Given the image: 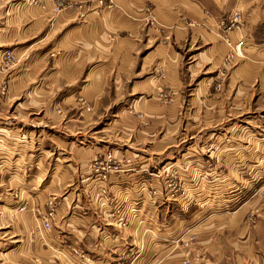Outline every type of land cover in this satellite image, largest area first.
Masks as SVG:
<instances>
[{
  "label": "crops",
  "instance_id": "0c3cea01",
  "mask_svg": "<svg viewBox=\"0 0 264 264\" xmlns=\"http://www.w3.org/2000/svg\"><path fill=\"white\" fill-rule=\"evenodd\" d=\"M71 11L63 38L39 44L31 70L18 69L16 83L38 92L33 108L8 113L0 102V250L26 235L63 252L66 264H184L185 243L197 235L195 264L249 256L264 264V215L250 230L243 210L264 187V0H113ZM235 13L241 20L224 31ZM159 65L158 86L150 73ZM163 90L170 100L157 97ZM79 95L92 111L77 109ZM134 95L150 120L144 138L125 109ZM56 104L68 114H56ZM184 107L193 108L191 126ZM108 152L114 163H104ZM202 155L213 166L209 195L224 202L207 217L190 205L202 200L192 163ZM178 166L185 195L163 174ZM14 189L29 203L53 201L51 230L26 211L6 236L3 222L19 206Z\"/></svg>",
  "mask_w": 264,
  "mask_h": 264
},
{
  "label": "rangeland",
  "instance_id": "374dc122",
  "mask_svg": "<svg viewBox=\"0 0 264 264\" xmlns=\"http://www.w3.org/2000/svg\"><path fill=\"white\" fill-rule=\"evenodd\" d=\"M107 1L112 2L113 0H0V102L5 104L7 107L5 110H7L8 113H15V111H13L15 106H18L24 110L32 109L33 106L31 102L34 100V98L38 99L39 97L38 92H36L34 89L32 90L31 84L26 83L25 85L20 86L16 83L18 69L23 66L25 71L31 70V63L34 58V54L38 49V45H46L51 43V41L57 42L63 38L64 32L70 28V21H68L69 18L66 17V14L71 15L72 12L74 13V11L71 10L74 9L75 5L84 4L87 6H94ZM78 12L81 13V11ZM154 22V25L158 24L156 20ZM68 23L69 26L67 27ZM60 49L63 48L61 47L52 50V53H55V51ZM162 68L160 66L156 71L153 70L151 71L152 73H150V77L152 78L153 82L158 83V86L164 78L162 74L163 72L161 70ZM34 92H36L35 95ZM151 92L145 93L144 96L146 98H151V96L154 95L155 97L156 92ZM160 92L158 93L157 97L161 102H163L161 97H163V100L165 98L169 100L171 99L170 91L166 92V90H163ZM76 101L77 107H79L77 108L78 110L83 109L92 111L94 108L92 99L84 95L77 96ZM137 101V95L131 96L125 109L137 120L136 131L134 135L139 138H144V134L150 125V120L146 116L145 108L138 106ZM54 110L58 115L66 116L68 114L64 107L60 105L57 106V104L54 107ZM192 111V107L183 108L182 113L190 120L187 123L188 126L192 125ZM33 114L34 113H30L29 118H32ZM2 124L3 123H0V125ZM33 128L34 127L31 125L28 131L30 132L33 130ZM21 130V132H23V129ZM30 134L31 133H28V135ZM28 140L30 141V139ZM6 146L7 143L3 138H1L0 134V159L2 156L4 157L2 149ZM107 154V157L110 161H104V163H114L113 159L115 158L113 153L108 152ZM128 160L130 161V159ZM180 160L182 162L189 161V159H186V161L184 159ZM192 163H194L200 169V178L202 181L200 184L202 200L198 205H190H195V207L199 206L201 209V216L204 217L223 210V200L217 201V199L214 198L212 201L213 197L209 195V192L213 191L214 189L210 188L211 184L209 183V181L213 178L212 171H210V168L213 166L211 167V164L208 161V156L202 155L200 159ZM8 167L10 169L13 168V166H10V164ZM180 171L181 169L178 166L176 169L173 168L170 169V171H164L163 174H165L164 176L168 175V182L171 186H173L172 184L175 180L178 181L176 187L173 186L174 192L179 188V191L185 195L189 192V189L187 187V180L179 175L181 173ZM18 190L19 189H14L15 192L13 191L12 193L15 198V204L17 205L19 202V206L14 210L10 209L11 211L8 214V218H6L3 222L6 228H9L6 236L13 235L11 230L14 233L19 231V227H16L15 225L17 223H19V226L21 225L22 219L20 212L22 213L26 211H30L32 213L36 222L40 224L42 229L44 228L45 230H51L52 223L57 214V208L53 201L49 200L47 203L48 205L46 204V200L43 205L39 203H29L27 199H21V194ZM261 190L262 195H260L256 201H246L243 209L246 211L244 222L249 226L250 230H253L254 227H257L261 221L262 215H264V187H262ZM221 191H223V187H221ZM50 202H52L55 207V214L51 219L52 221L50 222L51 227L48 228L44 225L42 214L44 211L47 212ZM43 207H46V209H42ZM191 208L192 206L189 207V210ZM210 221L215 222L216 224L218 222V217H213ZM19 237H21L20 242L22 246L20 245L15 249L13 246H10L0 250V264H66V260L68 259H65L63 252L59 255V252L51 244H49V246L51 245L50 247L46 243L34 247L31 239L28 238V236L24 235ZM196 237L198 236L191 235L189 239L195 240ZM190 240L189 242L186 241L185 243L186 248L184 251V264H195L192 254L194 247H191ZM36 245L37 244H35V246ZM49 248L51 249L50 255L48 254V251H46ZM228 249L229 247H227L225 250L227 253ZM242 264H255V261L252 256H249Z\"/></svg>",
  "mask_w": 264,
  "mask_h": 264
},
{
  "label": "built area",
  "instance_id": "2783aa9c",
  "mask_svg": "<svg viewBox=\"0 0 264 264\" xmlns=\"http://www.w3.org/2000/svg\"><path fill=\"white\" fill-rule=\"evenodd\" d=\"M241 20V16L239 13H235L233 15L228 16L225 20H223L221 22V28L224 31H229L232 28H235L237 26V24L239 23V21ZM152 21H155L154 18ZM243 46V40H241L238 44H237V52L241 53V47ZM218 88H220V85H217ZM104 170H106L104 168ZM55 214V207L53 205L52 202L49 203V209L46 211H44L43 215V219H44V225L46 227H51V219L54 217Z\"/></svg>",
  "mask_w": 264,
  "mask_h": 264
}]
</instances>
